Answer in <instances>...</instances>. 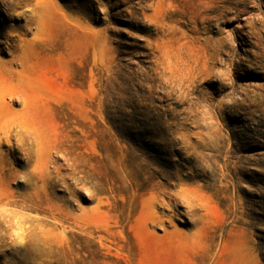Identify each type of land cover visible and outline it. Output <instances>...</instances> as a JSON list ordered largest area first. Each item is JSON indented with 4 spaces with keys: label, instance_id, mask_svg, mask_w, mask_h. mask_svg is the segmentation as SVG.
Instances as JSON below:
<instances>
[{
    "label": "rangeland",
    "instance_id": "374dc122",
    "mask_svg": "<svg viewBox=\"0 0 264 264\" xmlns=\"http://www.w3.org/2000/svg\"><path fill=\"white\" fill-rule=\"evenodd\" d=\"M0 264H264V0H0Z\"/></svg>",
    "mask_w": 264,
    "mask_h": 264
}]
</instances>
